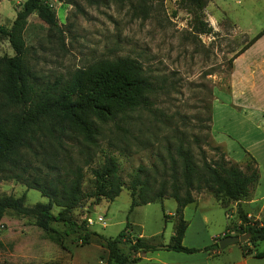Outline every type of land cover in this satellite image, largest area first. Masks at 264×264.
Instances as JSON below:
<instances>
[{
    "label": "rangeland",
    "instance_id": "obj_1",
    "mask_svg": "<svg viewBox=\"0 0 264 264\" xmlns=\"http://www.w3.org/2000/svg\"><path fill=\"white\" fill-rule=\"evenodd\" d=\"M22 1L0 0V24H10ZM44 1L53 10L60 29L48 27L35 13L28 15L23 28L26 59L38 81L64 77L74 68L99 58L127 55L140 63L157 86L150 94L151 104L148 108L128 112L123 124L128 128L126 132L109 121L101 124L98 136L101 150L96 151L89 164L82 166V187L84 190L91 188L92 175L88 165L101 161L103 153L116 157L117 171L124 183L111 200L103 197L96 201L92 197L85 199L82 205L73 209L74 216L80 218L89 214L93 220L90 228L104 236H114L127 222L132 236L140 232L139 236L148 242H167L172 232L173 216L163 217V213L173 209V198L164 196L161 200L155 199L128 209V181L138 165L143 166L142 174L151 173L159 180L163 166L160 156L164 155L165 146L172 145L177 137L185 140L197 163L202 159H217L220 155L230 158L224 147L215 141L216 138H222L226 146L241 148L244 153L242 142H247L257 133L254 114H250L246 108L239 111L224 109L226 112H222L216 110L217 103H214L210 122L205 116L209 111L212 114V98L215 97L220 103H229L230 95H237V88L242 90L240 96L245 97L247 105L257 109L260 94L258 77L251 80L231 77L230 71L235 50L250 35L263 28L264 3L262 0H224L223 5L230 11L245 8L251 12L252 19L245 18V23L249 21L253 26L260 24L256 30H250L252 32L247 34V38H243L241 34L223 26L213 29L212 33L191 34L188 26L190 13L178 0ZM3 53L11 54L12 50L6 37L0 35V55ZM227 88H235L236 92L229 93ZM221 123L226 127V132L222 128L218 130L217 126ZM70 144L71 141H65L64 149L74 155L75 148ZM21 193L24 194L25 204L47 200L35 188L26 187L12 178L0 179V195L16 196ZM198 193H209L205 197L206 208L201 210L206 219L198 221L204 234L205 231L207 235L220 233L225 224L228 232L235 233L238 224L236 211L225 214L208 190L193 191L194 196ZM89 204L92 205L91 210L88 209ZM56 210L57 206L52 205L51 211L55 213ZM13 216L12 211L6 209L0 218V222H3L0 227V264H13L9 259V252L13 250L11 238L18 234V227H11L18 222L13 221ZM98 216L104 219V224L100 223ZM22 222L29 224L24 227L25 235L20 243L25 247L14 252L21 254L25 250L29 258L15 264H40L35 261L51 257L43 263L106 264V250L97 236L83 244L71 236H65L62 247L52 240L35 236V229H42L33 226L31 218L24 217ZM50 224L61 231L60 222L51 221ZM190 228L186 242L189 246H201L204 238ZM39 235L47 236L44 230ZM262 244V241L258 242L259 246ZM242 247H245L242 241L228 242L209 258L212 264L224 263ZM208 252L203 249L180 251L187 255Z\"/></svg>",
    "mask_w": 264,
    "mask_h": 264
},
{
    "label": "trees",
    "instance_id": "obj_2",
    "mask_svg": "<svg viewBox=\"0 0 264 264\" xmlns=\"http://www.w3.org/2000/svg\"><path fill=\"white\" fill-rule=\"evenodd\" d=\"M206 2L178 0L190 13L188 26L193 35L214 32L204 16ZM30 13H35L48 27L60 29L53 10L44 0H23L10 24H0V35L6 37L12 50L11 54L0 55V179L12 178L26 187L35 188L47 200L25 204L23 193L16 196L2 194L0 218L6 209L14 216L29 217L49 239L62 247L65 236L80 241L79 244L88 243L97 236L106 250L108 264H128L140 258L139 252L157 248L183 252L218 249L217 239L229 233L226 228L199 247L181 242L187 224L182 208L193 201V191L205 189L224 211L229 202L236 203L239 221L233 234L247 233L241 251L250 252L247 243L253 245L264 238V218L248 217L238 201L248 196L257 180L254 158L245 151L242 164L222 155L197 163L182 137L165 146V153L160 156L163 166L159 180L151 173L142 174L143 166L138 165L127 185L128 209L161 200L164 196L173 198V227L167 242L152 243L140 236H132L127 222L114 236H104L91 229V223L84 217L74 216L73 209L82 205L85 199L92 197L96 201L103 197L111 200L124 183L117 171L116 157L103 153L101 161L88 165L92 175L91 188L84 190L82 187V166L89 164L96 151L101 150L98 141L101 124L109 121L126 132L128 128L123 124L128 112L148 108L150 94L157 86L140 63L127 55L99 58L74 68L64 77L38 81L27 62L23 37ZM262 31L264 27L239 49L251 43ZM205 118L210 122V111ZM206 127H209L208 123ZM67 140L75 148L74 155L64 149ZM52 205L57 206L55 213L51 211ZM51 221L60 222L61 231L52 226ZM263 254L264 250L254 252L258 256Z\"/></svg>",
    "mask_w": 264,
    "mask_h": 264
},
{
    "label": "crops",
    "instance_id": "obj_3",
    "mask_svg": "<svg viewBox=\"0 0 264 264\" xmlns=\"http://www.w3.org/2000/svg\"><path fill=\"white\" fill-rule=\"evenodd\" d=\"M262 2L264 3V0H262ZM223 4L224 0H207L203 8L205 19L210 23L213 29H217L218 26H223L225 28H230L236 31V33L241 34L243 38H247V34H251L252 32L250 31L251 29L260 27V24L253 26V24L249 23V21L247 23L243 21L245 18L249 19V17L250 19H252L253 16H251V12L249 10L241 8L239 10L232 9V11H230L229 9H226ZM259 22L260 21H256V23ZM262 27H264V25ZM252 35H250V37ZM246 41L247 40L245 39L244 44ZM239 48L235 50V52L237 53L232 57V68L230 71V75L231 77H243L249 78L250 80L254 77H258L260 94L259 101L257 103V109L255 107L247 105V102L244 99L245 97L243 98L242 96H240L243 94L242 90L240 88H237L239 89L237 95H230L231 101H229V103H220L216 100L215 97L212 98V114L210 111V117H213V109L215 106L218 107L216 110H221L222 112H226V110L229 109L239 111L243 108H246L250 114H254L255 121L257 122L255 124V127L257 128L256 136H254L253 138L251 137V139L247 142L243 139L245 143L242 142V139L238 138V140L242 142L245 148L244 150L247 151L254 158L258 176L248 196L240 199L238 203L240 207L246 212V215L248 217L253 219H262L264 218V31H262L251 43L247 44L243 49ZM252 82L254 83V81ZM226 90H228L229 93L236 92L235 88H227ZM214 103L217 104L213 107ZM217 128L218 130L222 128L221 130L226 132V127L222 125V123L217 126ZM227 131L229 132V130ZM215 141L220 143L224 147L230 159L237 161L238 163L242 162V158H244V153L243 151H241V148H236L237 146L234 145L233 147L235 148L228 145L226 146V144L224 143L225 141L222 138H216ZM208 194L198 193L194 196L192 202L187 203L182 208V215L187 221L186 227L183 231V235L181 238V242L184 245L187 244V246H189V244L186 242V237L190 227V230H193L196 235L204 238L202 241V245L209 243L213 237L221 234L224 230H226L225 226L227 224L224 225L220 233H211L210 235H207L206 231L204 234V229L202 230V227L198 225V221H203L206 219L205 214L201 210L206 208L207 204L205 202V197ZM213 199L215 203L219 205V203L215 200L214 197ZM227 207V211H224V208L221 207L225 214H227L228 212L236 211V203L234 201L229 202ZM173 209L166 211V215L172 216ZM12 219L13 221H18L15 222V224L11 225V227H18V234L11 238V240H13V250L12 252H9V259L10 261H12L13 264H15L16 262H20V260L22 259L23 261H26L29 258L27 257L25 250L21 254H15L14 252L16 249H23V246L25 247V244L23 246H20V243H22V236L25 235L24 227L29 224L22 222V219H24V217L21 216H13ZM236 221H239L237 217ZM35 231L37 233H35V236H37L38 238L43 240L49 239L47 236L41 237L39 235L40 233H42V230L35 229ZM140 234L141 233L138 232L137 236H139ZM259 241H262L263 243L261 246L258 245ZM247 245L250 247V252L242 253V251L239 249V252L233 258L228 259L224 263L218 264H264V254L260 256L254 255L255 251L264 250V238L257 240L253 245H250L249 243H247ZM219 248L211 249L207 254L200 253L195 255L181 254L180 251L165 248H157L153 250L139 252L138 255L140 258L137 261L128 264H212L209 257L217 254L219 252ZM52 258L53 257L43 258L35 262L42 263Z\"/></svg>",
    "mask_w": 264,
    "mask_h": 264
},
{
    "label": "water",
    "instance_id": "obj_4",
    "mask_svg": "<svg viewBox=\"0 0 264 264\" xmlns=\"http://www.w3.org/2000/svg\"><path fill=\"white\" fill-rule=\"evenodd\" d=\"M88 209H92V205H88ZM88 217V214H85L84 218ZM3 226V222L0 223V227ZM247 237V233H240V234H233V233H228L220 236L217 239V244L219 247L224 246L228 242H233V241H242Z\"/></svg>",
    "mask_w": 264,
    "mask_h": 264
},
{
    "label": "built area",
    "instance_id": "obj_5",
    "mask_svg": "<svg viewBox=\"0 0 264 264\" xmlns=\"http://www.w3.org/2000/svg\"><path fill=\"white\" fill-rule=\"evenodd\" d=\"M98 218H99V221H100L101 224L105 223L104 219H101V216H98ZM85 219L87 220V223H92L93 222V220L90 217H86Z\"/></svg>",
    "mask_w": 264,
    "mask_h": 264
}]
</instances>
